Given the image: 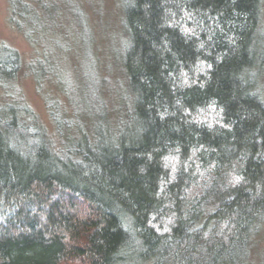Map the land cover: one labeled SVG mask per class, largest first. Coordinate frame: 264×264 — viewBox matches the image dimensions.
I'll use <instances>...</instances> for the list:
<instances>
[{
  "label": "trees",
  "instance_id": "obj_1",
  "mask_svg": "<svg viewBox=\"0 0 264 264\" xmlns=\"http://www.w3.org/2000/svg\"><path fill=\"white\" fill-rule=\"evenodd\" d=\"M119 1L130 99L89 107L92 126L46 95L50 131L0 42V264H244L264 222L261 0ZM6 2L40 84L75 2Z\"/></svg>",
  "mask_w": 264,
  "mask_h": 264
},
{
  "label": "rangeland",
  "instance_id": "obj_2",
  "mask_svg": "<svg viewBox=\"0 0 264 264\" xmlns=\"http://www.w3.org/2000/svg\"><path fill=\"white\" fill-rule=\"evenodd\" d=\"M78 11L72 22L65 9L64 24L69 26V36L59 35V49L49 54L56 63L48 77L38 84L26 65L36 57V50L22 34L7 22V2L0 0V42L15 47L21 56L22 67L10 93L22 98L51 131L53 121L49 113L46 95L50 103L64 108L67 117L73 118L78 105L87 113L81 114L84 122L92 126L95 112L89 107L102 104L110 118L116 115L117 107L123 110L130 95L126 86L120 56L125 46V34L121 27V4L119 0H71ZM260 28L264 32V0H261ZM56 50V49H55ZM0 86V99L5 96ZM91 97H88L87 94ZM88 115V117H87ZM90 118V119H89ZM72 120V119H71ZM91 120V121H90ZM264 259V222L251 238L244 264H261Z\"/></svg>",
  "mask_w": 264,
  "mask_h": 264
}]
</instances>
